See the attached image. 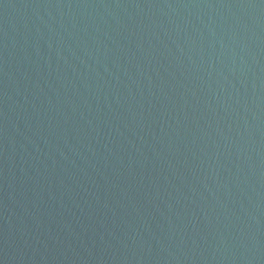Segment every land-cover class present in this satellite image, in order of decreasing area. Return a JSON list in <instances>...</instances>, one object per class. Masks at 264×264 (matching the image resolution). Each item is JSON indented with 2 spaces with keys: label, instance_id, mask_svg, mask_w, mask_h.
Segmentation results:
<instances>
[{
  "label": "water",
  "instance_id": "95a60500",
  "mask_svg": "<svg viewBox=\"0 0 264 264\" xmlns=\"http://www.w3.org/2000/svg\"><path fill=\"white\" fill-rule=\"evenodd\" d=\"M0 264H264V0H0Z\"/></svg>",
  "mask_w": 264,
  "mask_h": 264
}]
</instances>
